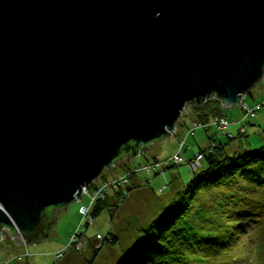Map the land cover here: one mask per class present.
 <instances>
[{"label": "water", "instance_id": "1", "mask_svg": "<svg viewBox=\"0 0 264 264\" xmlns=\"http://www.w3.org/2000/svg\"><path fill=\"white\" fill-rule=\"evenodd\" d=\"M263 78L264 0H0V238L41 242L186 107Z\"/></svg>", "mask_w": 264, "mask_h": 264}, {"label": "rangeland", "instance_id": "2", "mask_svg": "<svg viewBox=\"0 0 264 264\" xmlns=\"http://www.w3.org/2000/svg\"><path fill=\"white\" fill-rule=\"evenodd\" d=\"M247 101L250 104L264 102V78L251 94H248ZM222 110L231 123L229 131H234L237 135L240 128L238 120L243 113L242 107H223ZM192 114L191 107V116ZM191 116L180 118L176 135L153 143L148 151L140 153L130 161L126 160V164L117 163L116 167L108 169L106 178L144 165L152 161L154 156L159 160H165L177 154L178 139L186 133L192 121ZM252 123L249 125L248 135L239 138L240 147L238 145L234 147L242 150L264 145V111H260ZM212 131L215 132V129ZM208 132L210 133L207 131V134ZM222 140L227 142V137L223 136ZM206 143L205 130H198L196 137L189 138L191 148L182 152V156L185 159L189 158L193 152L201 148L199 144L206 146ZM239 148L234 150L239 151ZM168 167L165 173L152 174L153 176L149 177L151 180L144 172H140L132 179L135 188L123 206L113 215L106 207L97 216L95 223L86 228V235L91 241L85 251L69 249L61 257L56 256L58 252L66 249L77 230L85 229L79 209L82 204L88 203L86 195L82 201H74L67 209H62L57 214V222L52 226L50 235L41 242L26 247L11 240L0 239V261L5 262L15 257L11 261L12 264H116L136 241L138 226H145L164 211L192 176V171L187 165L172 163ZM262 180L264 181V176ZM166 184L167 188L160 192V188ZM262 196H264L262 188L241 178L203 190L194 204L193 213L202 211V214L210 218L205 220L199 218L195 222L197 230L193 241L195 252L191 254L189 264H257L259 262L257 246L264 240L261 231L264 228V215L259 211L264 204V197L259 198ZM111 232L118 235L119 242L116 245H104L99 254L94 256V250L99 248L103 236ZM27 249L30 255L24 256Z\"/></svg>", "mask_w": 264, "mask_h": 264}, {"label": "trees", "instance_id": "3", "mask_svg": "<svg viewBox=\"0 0 264 264\" xmlns=\"http://www.w3.org/2000/svg\"><path fill=\"white\" fill-rule=\"evenodd\" d=\"M247 97L248 95L245 97L246 101ZM256 104H264V102ZM222 109L221 102L213 98L202 105L192 106L193 114L191 119L192 121L198 120L208 123L215 116L225 117ZM260 111H264V109L258 110L256 115L248 119L245 123L240 122L242 116L239 118L238 123L240 124V128L237 135L234 131H229L230 126L226 133L221 132L215 126L204 128L207 135L206 146L199 144L201 148L193 152L192 156L189 158L185 159L182 156V152L191 148V145H189V138L196 137L197 132L194 135L187 134L186 132L178 139L179 151L177 154L183 158V162L173 163V161L169 160L163 167V173H165L166 168H169L168 166L172 163L174 165L184 164L192 171V176L183 188L176 193V196L171 200L169 206H167V208L165 207L166 209L164 211L145 226H138L136 241L131 248L125 251L123 257L116 264H189L191 254L195 252V250H193V241L197 233L195 222L199 218L203 220L210 218L202 214V211H195L193 213L194 204L203 190L232 182L236 178H241L249 184H255L264 190V181L262 180L264 176V145L254 149L244 148L241 150L238 144L240 142L239 138L242 135H248L249 125ZM190 125L188 127H190ZM242 127L245 129L244 132L241 131ZM213 128L215 132L212 131ZM207 131H210V133L208 132L207 134ZM223 136L227 137V142L222 140ZM182 141H184V143L181 145ZM236 145L239 147H234ZM236 148L240 150H234ZM230 150H232V152H230ZM198 153L203 156L202 165L194 170L190 168L186 162L191 161ZM153 160L160 161L155 156L152 157V161ZM121 161L122 160L117 163L126 164L127 162L126 159ZM149 162H151V160ZM107 171L102 175L103 178H106ZM140 172H138V174H140ZM159 173L160 172L155 171L152 174L155 175ZM138 174L134 177H137ZM152 174L146 175H148L149 178L153 176ZM149 180H151V178H149ZM134 188L135 185L132 180L131 185L128 187L129 194L127 196H124L120 189H115L105 199L98 200L92 208V214L95 219L106 207L109 208L110 213L113 215L114 212L123 206ZM166 188L167 184L162 187V191H159L163 192ZM263 197L264 196L259 198ZM50 210H52V208L48 209L49 213ZM259 211L261 215H264V204L261 205ZM84 227V232L86 234V228H88V226L85 224ZM261 231L264 234V228H262ZM98 234L100 235V233ZM103 237L104 239L100 242L99 248L94 250V256L99 254L104 245H116L119 242L118 235L112 232ZM7 240H9V238H7ZM90 241L91 238H89V242ZM257 247L259 257V262L257 264H264V240L259 242ZM9 264L12 263L10 262Z\"/></svg>", "mask_w": 264, "mask_h": 264}, {"label": "built area", "instance_id": "4", "mask_svg": "<svg viewBox=\"0 0 264 264\" xmlns=\"http://www.w3.org/2000/svg\"><path fill=\"white\" fill-rule=\"evenodd\" d=\"M245 97L241 102V107L243 111V115L240 119L241 123H245L248 119L254 117L258 110L264 109V104L251 105L248 101H246ZM192 106L193 105L186 107L183 110L182 113L183 117L191 116ZM208 126H215L221 132L226 133L229 129L230 122L228 121L227 118L221 116L213 117L211 121L208 123L194 120L191 122V125L190 127L187 128L186 132L187 134L194 135L198 130L204 129ZM241 131L242 132L245 131L244 127L241 128ZM177 132H178V127L175 128L172 135H176ZM183 143L184 141L181 142V145ZM202 157H203L202 154L198 153L191 161H187L186 163L190 166V168L196 170L202 165ZM169 160L173 161V163L183 162V158L179 154H177L174 155L173 157H169L166 160H160V161L153 160L151 162L145 163L144 165H140L139 167H135L134 169L131 168L127 170L125 173H120L113 177L103 178L101 176L91 185L83 187L82 197L78 198V201H82L84 195L88 196L89 199L88 203L82 204L79 209L82 215L83 226L85 224L87 226H90L95 223L96 219L92 214V208L98 200L105 199L115 189H120L121 193L124 196H127L129 194L128 187L131 185L132 178L135 175H137L138 172L144 171L148 175H151L155 171L163 173L164 171L163 167ZM114 166L116 167L117 163H115L112 167ZM160 190L162 191L163 189L161 188ZM0 239L1 240L5 239V241L7 240V238L4 235H1ZM9 240H11L16 244L22 246L24 245L27 247V244L19 231L15 235L11 236ZM88 243H89V237L85 234L84 230L83 231L77 230L76 233L72 236L71 241L66 247V249L64 251L58 252L56 256L57 258L61 257L69 249L85 251ZM23 255L24 256L30 255L28 249ZM12 259H15V257H12L10 260H7L5 262L0 261V264H9L12 261Z\"/></svg>", "mask_w": 264, "mask_h": 264}, {"label": "crops", "instance_id": "5", "mask_svg": "<svg viewBox=\"0 0 264 264\" xmlns=\"http://www.w3.org/2000/svg\"><path fill=\"white\" fill-rule=\"evenodd\" d=\"M251 104H256V103H251Z\"/></svg>", "mask_w": 264, "mask_h": 264}]
</instances>
